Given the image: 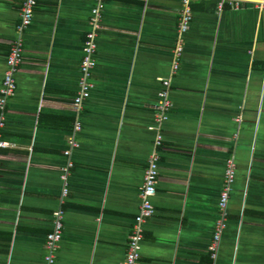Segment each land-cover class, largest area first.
<instances>
[{
	"label": "crops",
	"instance_id": "1",
	"mask_svg": "<svg viewBox=\"0 0 264 264\" xmlns=\"http://www.w3.org/2000/svg\"><path fill=\"white\" fill-rule=\"evenodd\" d=\"M25 0H0V95ZM0 150V264H43L96 0H36ZM95 88L82 113L56 264H124L155 149L156 105L173 108L158 148L156 215L141 264H214L226 163L237 169L217 264H264V9L192 0L172 74L181 0H105ZM230 0H226L229 2Z\"/></svg>",
	"mask_w": 264,
	"mask_h": 264
},
{
	"label": "built area",
	"instance_id": "2",
	"mask_svg": "<svg viewBox=\"0 0 264 264\" xmlns=\"http://www.w3.org/2000/svg\"><path fill=\"white\" fill-rule=\"evenodd\" d=\"M105 0H96V6L92 11L90 22V31L86 34V40L83 48V58L80 66L79 89L73 98V128L69 137V147L64 151L66 163L60 171V180L62 183L60 205L53 212L52 231L47 235L43 264H56L57 255L61 248L64 234L65 209L63 207L65 200L70 192V178L72 171L75 169L74 151L80 147L77 136L83 130L81 120L85 102L92 96L95 88L94 71L98 65V51L100 33L102 31L103 15L105 11ZM241 0H221L219 2V10L222 11L226 5L233 10H239L242 6ZM253 5L258 9H264V0H251ZM192 0H181V11L178 23V42L174 50V63L172 66V74L179 69V61L183 54V38L190 30L193 20ZM37 7L36 0H25L21 9V21L16 28L17 38L13 42L7 56V67L3 87L0 95V150L11 147V144L4 139V132L8 124L9 106L16 96L18 90V75L21 67L25 62V46L23 43V33L29 25H31L34 13ZM171 77L162 79V88L159 92V100L156 105V138L155 149L148 158L147 168L144 173V181L140 191L141 205L139 213H137L133 222L131 234L128 239V251L124 260V264H141V247L145 235V223L156 215V207L154 198L157 195L158 184L160 180L159 152L158 148L163 146L162 126L169 120V112L174 104L171 100ZM1 159V154H0ZM236 161L235 157L228 159L225 170V181L221 191L218 212L219 217L216 221L214 242L211 246V255L214 264L218 263L220 245L224 234L228 229L229 202L231 193L233 192V184L236 179Z\"/></svg>",
	"mask_w": 264,
	"mask_h": 264
}]
</instances>
